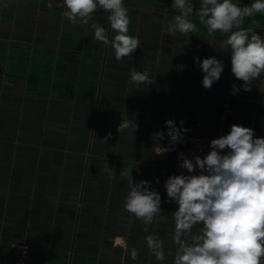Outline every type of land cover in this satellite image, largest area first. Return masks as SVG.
<instances>
[{
	"label": "crops",
	"instance_id": "0c3cea01",
	"mask_svg": "<svg viewBox=\"0 0 264 264\" xmlns=\"http://www.w3.org/2000/svg\"><path fill=\"white\" fill-rule=\"evenodd\" d=\"M47 1L0 0V264H13L14 243L22 241L29 244L27 264H173L178 205L168 202L164 182L179 175L181 142L156 155L152 134L166 131L169 119L178 127L183 121L186 134L220 127L229 133L233 124L250 122L264 134V73L244 91L231 71L230 50L221 47L226 34H209L197 10L196 31L170 35L174 0H124L128 34L140 46L120 61L93 39L91 24L107 27L109 13L98 8L87 26L73 25L63 0ZM192 2L198 7L199 0ZM233 2L243 7L253 0ZM242 27L264 38V14L245 18ZM213 56L224 71L209 90L193 58ZM133 69L148 71L154 84L137 87ZM225 102L230 107L221 120ZM122 120L137 125L133 135L117 132ZM159 144L168 147V138ZM105 163L114 169L111 177ZM123 168L133 170L134 181H151L161 195L164 219L148 232L124 208ZM148 235L163 240L165 261L150 253ZM131 249L139 252L136 261Z\"/></svg>",
	"mask_w": 264,
	"mask_h": 264
},
{
	"label": "clouds",
	"instance_id": "9594fccd",
	"mask_svg": "<svg viewBox=\"0 0 264 264\" xmlns=\"http://www.w3.org/2000/svg\"><path fill=\"white\" fill-rule=\"evenodd\" d=\"M62 6L73 25L87 26L98 8L109 13L107 27L92 23L91 28L93 39L113 49L117 61L132 57L140 46L139 38L128 34L130 17L124 0H63ZM194 10L209 34H226L221 47L230 50L231 71L244 82L243 90L251 91L253 82L264 73V38L254 28L242 25L245 18L264 14V0H253L243 7L233 0H199L198 7L192 0H174L171 11L175 14L167 32L186 36L196 31ZM193 59L203 73L202 86L210 90L224 71L223 61L215 56L202 61L199 57ZM130 80L145 88L154 84L155 78L148 71L133 69ZM239 91L232 86L233 94ZM183 124L180 121L178 127L169 119L165 121L166 131L152 134L156 155H165L184 141L190 129ZM136 128V124L122 120L117 132L130 131L133 135ZM110 137L108 133L102 141L107 143ZM166 137L169 146H160L159 141ZM178 158L182 161L180 167L189 174L170 175L164 182L168 202L178 205L172 214L176 248L169 255L173 264H264V137H255L252 128L233 124L228 134L210 141L209 152L203 158L194 154L189 158L183 153ZM103 171L110 177L114 173L108 163ZM119 176L127 181L125 210L142 220L148 232L157 218L164 219L160 193L151 187V181H134L130 168H123ZM197 226L200 227L194 232ZM145 242L156 261L167 259L163 240L148 235ZM130 256L136 261L138 250L131 249Z\"/></svg>",
	"mask_w": 264,
	"mask_h": 264
},
{
	"label": "built area",
	"instance_id": "2783aa9c",
	"mask_svg": "<svg viewBox=\"0 0 264 264\" xmlns=\"http://www.w3.org/2000/svg\"><path fill=\"white\" fill-rule=\"evenodd\" d=\"M47 5L51 6L52 0H48ZM229 107L230 105L228 102H225L223 104L220 114L221 120L225 119L226 114L229 111ZM245 127L252 128L254 130L255 137H264V134H257L255 132L254 122H250ZM226 134H228V132L224 131L222 127H220L216 132L204 133L197 130L193 133L186 134L184 141L181 142V144L176 149L177 156H176L175 169L177 173L181 174L183 172L184 174H189L187 173L186 169H182L180 167L182 161L181 159L178 158L179 153H183L185 156H188L189 158H192L193 154L199 155L203 158L209 152L210 141L219 138L221 136H224ZM196 174H198V170ZM14 245L19 248V254L15 258L13 264H27L29 244L27 242L22 241V242L14 243Z\"/></svg>",
	"mask_w": 264,
	"mask_h": 264
}]
</instances>
